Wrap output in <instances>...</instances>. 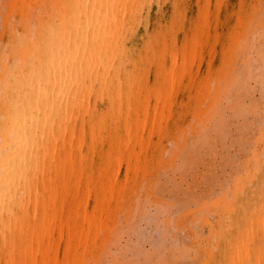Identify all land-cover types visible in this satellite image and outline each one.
<instances>
[{"label": "bare ground", "instance_id": "6f19581e", "mask_svg": "<svg viewBox=\"0 0 264 264\" xmlns=\"http://www.w3.org/2000/svg\"><path fill=\"white\" fill-rule=\"evenodd\" d=\"M203 1L190 17V0H0V67L25 54L57 62L34 150L22 170L5 164L0 176V264H119L146 205L167 208L169 228L185 226L192 264H264V164L255 149L243 161L258 165L254 178H237L215 216L214 201L194 194L211 190L223 153L233 160L240 144L247 155L264 125V0L247 11L245 0L224 7L215 23ZM181 91L188 95L172 120ZM186 113L196 121L182 126ZM214 134L211 156L192 174ZM207 217L217 220L209 230ZM161 249L147 259L169 264Z\"/></svg>", "mask_w": 264, "mask_h": 264}, {"label": "rangeland", "instance_id": "374dc122", "mask_svg": "<svg viewBox=\"0 0 264 264\" xmlns=\"http://www.w3.org/2000/svg\"><path fill=\"white\" fill-rule=\"evenodd\" d=\"M198 1L199 0H190V4L192 7L187 11V13L190 17H192L194 14H198L197 12L200 8L198 5ZM208 1L209 0L203 1V10L208 5ZM242 1H244V0H210V4L206 9H208L209 14L211 15L210 17L213 20V22L215 23L214 18L217 17V14L219 12L223 11L225 14V11H224L225 8L224 7H227L228 9H237L239 4ZM245 1L246 2H245V5H244V8L242 9V11H247L252 4V0H245ZM198 16L201 17L202 14H199ZM228 17H230V16L227 15V18ZM197 31H198L197 32L198 34L202 35L206 31V27L202 26V24L198 25ZM187 34H189V33H187ZM218 68H219V65L214 66V69L218 70ZM197 81H201V79L199 78V79H197ZM187 95H188V92H186V91H181L180 94L177 95V98L174 101L175 107H174L173 113H172V117H173L172 120H176V117H177L176 115L178 114L177 108H179V106L182 105V102L184 99L187 98ZM170 102H171V100L168 99V105L170 104ZM154 109H155V102L152 103L151 109L149 110L150 115H152L154 113ZM165 113L167 114V112H165ZM193 113H194V111H193ZM195 117H196L195 115H191L190 113L187 115V113H186L185 118H184L185 122L182 126H189L191 123H193L192 121L194 119L196 121ZM259 125H262V124L260 123ZM259 130H260V127L258 126L256 134H253L254 137H252L250 139V141L252 140L251 142H253V144L251 143V145H250L249 143H247L246 147L250 148L249 150H246L247 155L244 153L245 152L244 151L245 145H240L238 143H236V144H238L239 147L237 145H235V149L237 150L241 146V148H243L244 152L243 151L241 152L238 149L239 152H241V153H239V152L237 153V151H238L237 150L236 151V157L234 154L235 158L233 160H231L230 158L227 159L226 157H224L227 155L224 153L222 154L223 155V163L221 165H220V161L217 163V165L213 171V175L211 176V184L212 185H211V190L208 193L203 195L204 187H202V189L194 192L197 200L201 199V197H202L204 200H208L211 202L214 201L213 205L210 206V210L208 211V213H210L212 216H215L216 211L221 208L222 202H223V196L226 192L229 193L231 191V194L234 195V193L238 187V181L236 180L237 178H239L242 182H245L246 184L249 183V181L252 178H254L255 172L258 168V165L253 161L249 163L248 169H246L243 165V161L253 154V152H251V153H248V152L255 149V154L257 156V160L260 162L259 164L261 166L264 164V125H262L261 130L260 131ZM182 133H183V131L180 132L179 138H181ZM214 136H215V134L209 136V138H211V140H209V138H207V140H206L207 141V143H206L207 147L205 145L207 151H202L200 154H198L199 161L196 164V168L192 171V174H194L198 170L202 169V165H203L202 162L204 161V157H206V153H209L211 156L213 148H212V146H210V144L212 143ZM232 138H234V135ZM232 138L231 137L227 138L226 142L229 144V142L231 141ZM254 138H255V140H254ZM148 139H149V137H147V141H148ZM208 142H210V144ZM171 143H172V138L170 137L169 139H166L164 141L163 145L159 146V149L164 148V147L166 148V147L170 146ZM146 144H148V143L146 142ZM174 145H175V143L173 144V146ZM242 146H244V147H242ZM226 152L227 151H225V153ZM230 153H232V154H230ZM233 153H235L234 147H233V149L230 150V152H227V154L231 155L228 157L233 158ZM220 158H221V153H220ZM225 159L230 160L227 162V164L229 162L233 161V163H231V164H233V166L230 167L231 164H229V166L226 167V165L224 164V163H226ZM159 160H160V157H158V161ZM206 160L209 163L212 162V158H210V157H207ZM223 164H224V166H222ZM221 167L223 169L225 167V170H227V171H224L225 173H222L223 169L221 170ZM191 176L192 175H190L188 177V180L190 182L192 181ZM178 182H179V180L176 183L175 182H171V183L169 182V183L165 184V186L169 185V188H171L173 185H177ZM187 197H190V199H188ZM179 198L180 199L187 198V202L185 204L186 206L196 207V203L193 201L194 197H192L189 193L183 192L182 194H180ZM146 208H147V210H146L147 212L145 214H143L139 220L136 221L135 225L132 227V231H131L130 235H125V237L122 241V244H123V246H125L127 248L128 253L126 252L127 255H125V256L119 255V260L117 263L123 264V261L127 260V261L133 262V264H159V262H157L153 258H152V260L149 261L147 259V257H153L152 252L154 251L155 244L156 245L161 244L162 249L159 250V253H163V256L165 257V259L169 261V264H192V257H193V251H194V238L191 237V235L187 234V229L185 228V226H183V227L175 226L173 221H172V225H170V228L168 226H166L164 216H165V214H169V213H167V210H166L167 208L163 209L160 206L157 208L153 207L151 209L148 205H146ZM187 208H184V210H186ZM164 210L166 212H164ZM175 210H176V207L172 208L171 212H174ZM158 211L159 212L162 211V212L159 213ZM161 214H164V215H161ZM216 223H217V220L212 221L210 217H207L205 220V223H204L205 230H209V229L213 228V226L215 227ZM158 242H160V243H158Z\"/></svg>", "mask_w": 264, "mask_h": 264}, {"label": "clouds", "instance_id": "9594fccd", "mask_svg": "<svg viewBox=\"0 0 264 264\" xmlns=\"http://www.w3.org/2000/svg\"><path fill=\"white\" fill-rule=\"evenodd\" d=\"M57 71L54 58L19 55L0 67V176L22 170L41 125L45 86Z\"/></svg>", "mask_w": 264, "mask_h": 264}]
</instances>
